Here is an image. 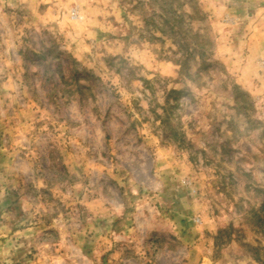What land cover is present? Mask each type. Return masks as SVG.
<instances>
[{
	"label": "rangeland",
	"instance_id": "obj_1",
	"mask_svg": "<svg viewBox=\"0 0 264 264\" xmlns=\"http://www.w3.org/2000/svg\"><path fill=\"white\" fill-rule=\"evenodd\" d=\"M0 264H264V0H0Z\"/></svg>",
	"mask_w": 264,
	"mask_h": 264
}]
</instances>
